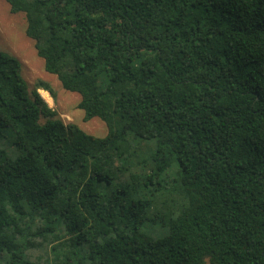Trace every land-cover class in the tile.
<instances>
[{
    "label": "trees",
    "instance_id": "obj_1",
    "mask_svg": "<svg viewBox=\"0 0 264 264\" xmlns=\"http://www.w3.org/2000/svg\"><path fill=\"white\" fill-rule=\"evenodd\" d=\"M4 1L107 133L0 51V264H264V0Z\"/></svg>",
    "mask_w": 264,
    "mask_h": 264
},
{
    "label": "rangeland",
    "instance_id": "obj_2",
    "mask_svg": "<svg viewBox=\"0 0 264 264\" xmlns=\"http://www.w3.org/2000/svg\"><path fill=\"white\" fill-rule=\"evenodd\" d=\"M25 19L22 13H10L8 4L0 0V51L16 57L21 63L22 76L28 86L37 79L48 81L55 91V103L47 93L50 100L43 97L42 90L40 96L49 107L56 109L65 123H75L85 132L102 137L106 135L105 124L98 118H92L87 122L82 121L83 111L76 107L78 95L64 90L55 76L47 74L43 68V61L37 57L32 42L24 35ZM3 147L13 151L11 141L13 133L10 129L4 130ZM163 234V230L155 233L156 237Z\"/></svg>",
    "mask_w": 264,
    "mask_h": 264
},
{
    "label": "bare ground",
    "instance_id": "obj_3",
    "mask_svg": "<svg viewBox=\"0 0 264 264\" xmlns=\"http://www.w3.org/2000/svg\"><path fill=\"white\" fill-rule=\"evenodd\" d=\"M43 97L47 98L48 100H50V98L48 97L47 93L45 91H42Z\"/></svg>",
    "mask_w": 264,
    "mask_h": 264
}]
</instances>
